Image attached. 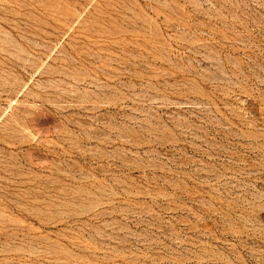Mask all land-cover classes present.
<instances>
[{"label": "rangeland", "instance_id": "rangeland-1", "mask_svg": "<svg viewBox=\"0 0 264 264\" xmlns=\"http://www.w3.org/2000/svg\"><path fill=\"white\" fill-rule=\"evenodd\" d=\"M0 264H264V0H0Z\"/></svg>", "mask_w": 264, "mask_h": 264}]
</instances>
